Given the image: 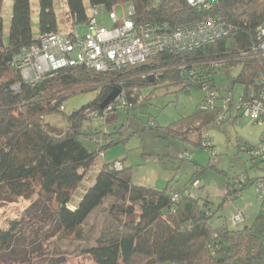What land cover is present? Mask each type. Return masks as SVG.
Segmentation results:
<instances>
[{
	"label": "trees",
	"instance_id": "obj_1",
	"mask_svg": "<svg viewBox=\"0 0 264 264\" xmlns=\"http://www.w3.org/2000/svg\"><path fill=\"white\" fill-rule=\"evenodd\" d=\"M37 1L38 36L59 33L55 0ZM65 1L73 28L85 27L93 8L112 12L117 5L130 4L131 18L137 23L174 30L212 16L231 33L187 52L166 49L142 64L108 75L82 67L65 68L31 86L10 66L20 50L33 46L38 38L33 34L31 0H13L8 37H5L4 0H0V194L23 197L38 190L41 196L56 197L60 230L78 237L90 216L113 197L115 202L94 245L82 250L94 264H264V199L251 226L231 230L226 225H213L214 216L224 203L239 199L245 189L264 177L247 178L242 188L228 182L223 202L215 212L207 200L195 197L191 191L199 182L198 174L189 179L181 192L157 191L135 184L132 168L123 161H115L103 165L76 209L69 208L72 193L85 180L97 158L115 144L112 141L91 150L84 142L102 134L91 127L88 111L105 121L121 109L116 107L114 112H108L113 102L101 108L111 94L125 93L129 109L121 110L128 111L134 107L133 103L145 102L141 90L158 85H173L184 91L195 88L204 91L207 87L218 93L220 97L213 109L205 111L199 106L191 116L168 127L159 129L153 123L147 126L159 129L162 136L205 148L200 139L202 130L216 125L224 112L225 97L234 101L230 92L223 94L217 88L216 77L239 67L233 85L243 87V98L256 87L257 78L264 75V57L252 52L259 41V29H264V0H216L208 13L197 11L186 0H88V6L84 0ZM215 62L224 65L215 68ZM77 91H99V94L81 109L65 114L60 110L64 93ZM54 113L62 114L66 123L61 135L53 133L46 123V118ZM236 115L235 120L239 117ZM125 129L121 127L120 133ZM214 147L213 142L209 149L212 153ZM117 162L123 165L122 170L115 169ZM200 168L204 172L205 168ZM174 193L179 194L176 201ZM16 224L0 231V254L13 250Z\"/></svg>",
	"mask_w": 264,
	"mask_h": 264
},
{
	"label": "rangeland",
	"instance_id": "obj_2",
	"mask_svg": "<svg viewBox=\"0 0 264 264\" xmlns=\"http://www.w3.org/2000/svg\"><path fill=\"white\" fill-rule=\"evenodd\" d=\"M84 1L88 6V0ZM31 5L33 34L36 38L39 35L38 1L31 0ZM12 7L13 0H4L5 37H8L11 26ZM131 10L130 4H121L114 8L120 19L126 18ZM55 11L58 32L61 34L69 32L73 24L68 14L66 1L55 0ZM97 19L101 26L107 28L111 26L109 11L105 8H102ZM239 71V67H236L231 72H224L216 77L217 88L223 94H227L226 91L233 93L236 103L239 102L243 87L236 85L233 90L231 87L234 84L233 78ZM77 92L64 93L63 112L65 114L70 115L81 109L96 99L99 94V91ZM141 94L145 102L133 103L134 107L130 110L119 109L105 121L98 119L89 121L94 130L102 133L92 141H84L89 149L96 150L100 145L105 146L112 141H115V144L97 158L85 180L72 193V202L69 205L71 210L76 209L86 191L94 184L103 165L115 161H123L126 166L132 168L134 183L157 191L170 189L172 192H181L189 179L198 174L199 181L203 182L208 190L210 188L211 199H213L211 201L218 202L217 205L211 204L215 212H218L217 209L223 202L222 190L230 180L244 175L249 180L264 177V163L261 160L252 159L248 153V149L257 148L260 144L261 134L264 131L262 124L239 116L235 121H227L222 126H209L206 132L215 145L214 153H212L206 148L174 140L158 132L160 128L168 127L191 116L204 102L205 93L202 89L184 91L173 85H158L144 88ZM131 95L135 97L136 93L132 92ZM236 114L232 111L233 117L237 116ZM61 115L54 113L46 118V123L56 135L63 134L66 129V123ZM149 123H153L159 129L147 128ZM123 126L126 129L120 133ZM203 132L204 130L200 135L201 141ZM192 138L195 139V137ZM181 155L192 157V159L189 161L183 158L178 159ZM199 167L205 168L204 172L199 171L202 169ZM192 193L198 196V192L192 190ZM243 193L242 198L235 201L231 199L233 203L229 204L230 208L225 210L221 208L217 214L220 213L227 221L229 219L231 221L229 216L237 207L252 204L248 216L249 222H254L261 209L262 200L254 184ZM114 202L113 197L106 200L103 206L90 216L78 237L75 234H65L60 230L57 222L56 197L41 196L38 190L23 197H11L4 192L1 193L0 231H7L14 223L17 222V224L14 248L11 252L0 254V264H94L88 255L82 253V250L94 245L104 219ZM245 220L244 214V222Z\"/></svg>",
	"mask_w": 264,
	"mask_h": 264
},
{
	"label": "built area",
	"instance_id": "obj_3",
	"mask_svg": "<svg viewBox=\"0 0 264 264\" xmlns=\"http://www.w3.org/2000/svg\"><path fill=\"white\" fill-rule=\"evenodd\" d=\"M187 3L199 12L208 13L216 0H186ZM101 8L90 10V20L85 27H74L67 33H51L38 36L36 43L28 48H23L14 58L11 67L15 69L22 79L29 85L39 84L46 76L65 68L82 67L97 73L108 75L121 71L130 66L146 62L149 58L163 53L166 49L178 52H187L226 38L231 33L223 23L212 16L203 18L188 25L170 30L152 23H137L132 20L133 9L126 18L120 19L116 12H109V28L101 26L97 17ZM258 44L252 52L264 57V29H259ZM224 63L215 62V68L223 67ZM19 88V85L15 89ZM259 88V89H255ZM251 88L247 96L239 98L236 103L231 97L223 100L224 112L217 120L216 125L222 126L228 119V114L235 111L239 116H244L254 123L264 127V75L256 80V87ZM206 102L201 109L208 111L215 107L220 95L205 87ZM126 94L121 93L115 98L112 106L107 110L114 112L116 107L128 108ZM233 107V108H232ZM60 110L64 111L61 106ZM91 121L98 119L92 111L87 112ZM202 145L206 149L213 147L206 129L202 136ZM251 158L264 163V131L261 134L260 144L257 148L248 149ZM178 159L187 160V156ZM123 165L115 164V169L122 170ZM247 177L238 176L229 183L242 188ZM196 186V184H195ZM257 193L261 200L264 199V178L255 182ZM189 193L187 192V195ZM179 199V194H173V201ZM231 204V201H228ZM244 222V213L238 211L231 218V224L236 227Z\"/></svg>",
	"mask_w": 264,
	"mask_h": 264
},
{
	"label": "crops",
	"instance_id": "obj_4",
	"mask_svg": "<svg viewBox=\"0 0 264 264\" xmlns=\"http://www.w3.org/2000/svg\"><path fill=\"white\" fill-rule=\"evenodd\" d=\"M131 8L133 9V7L131 6ZM113 11H114V9H113ZM115 12V11H114ZM37 38V37H36ZM235 86L234 85H232V87H231V89L233 90V88H234ZM243 93V92H242ZM231 94H233V93H231ZM241 97V96H240ZM230 117H232L231 118V121L232 120H234L235 121V117H233V116H231V114H229V118ZM158 163H160V161L158 162ZM136 184V183H135ZM184 188V187H183ZM183 188L181 189V190H183ZM194 191V192H198V196L196 195H194L195 197H197V198H199V199H201V200H203V201H205V200H207L210 204H214V205H217L218 204V202H216V201H214L215 203H213L211 200H213V199H211V193H210V188H209V190H208V187H206L204 184H203V182H201V181H199L198 183H197V185L195 186V188H192L191 189V191ZM226 191H227V183H226V187H224L223 188V190H222V193H223V197H222V199H224V197H225V194H226ZM243 195H244V193H243ZM243 195H241V197L240 198H242L243 197ZM219 200V199H218ZM222 204V202L220 203V205ZM232 204V203H231ZM235 204V203H234ZM233 204V205H234ZM221 208L223 209V210H225V209H228V208H230V206H229V203L227 202V203H224L222 206H221ZM221 208H220V210H221ZM252 208V204H250V205H248V204H245L244 206H242V207H237V209H235V211L233 212V213H231V215L233 216L237 211H242L244 214H245V222L242 224V225H240L239 227H234L232 224H231V221H230V219H229V221H227V219H225V217H223V215H221L220 213L219 214H216L215 216H214V220H213V225L215 226V227H221V226H224V225H226L229 229H231V230H240V229H243V228H247V227H249V226H251L252 225V223L251 222H249V220H250V218H249V216H248V213H249V211H250V209ZM231 215L229 216V218H232L231 217Z\"/></svg>",
	"mask_w": 264,
	"mask_h": 264
},
{
	"label": "water",
	"instance_id": "obj_5",
	"mask_svg": "<svg viewBox=\"0 0 264 264\" xmlns=\"http://www.w3.org/2000/svg\"><path fill=\"white\" fill-rule=\"evenodd\" d=\"M118 96V93L111 94L102 104L101 108H105L106 106L110 105V103L114 102L115 98Z\"/></svg>",
	"mask_w": 264,
	"mask_h": 264
}]
</instances>
